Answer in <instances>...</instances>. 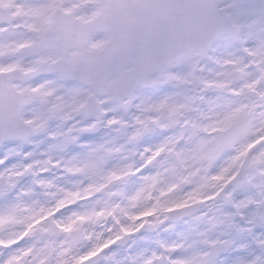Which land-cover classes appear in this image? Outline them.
<instances>
[{
  "label": "snow or ice",
  "instance_id": "snow-or-ice-1",
  "mask_svg": "<svg viewBox=\"0 0 264 264\" xmlns=\"http://www.w3.org/2000/svg\"><path fill=\"white\" fill-rule=\"evenodd\" d=\"M0 264H264V0H0Z\"/></svg>",
  "mask_w": 264,
  "mask_h": 264
}]
</instances>
